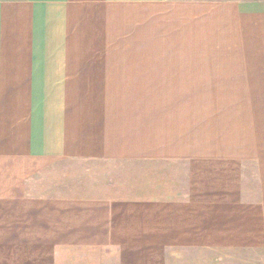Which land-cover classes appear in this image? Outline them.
Returning a JSON list of instances; mask_svg holds the SVG:
<instances>
[{"label":"crops","instance_id":"0c3cea01","mask_svg":"<svg viewBox=\"0 0 264 264\" xmlns=\"http://www.w3.org/2000/svg\"><path fill=\"white\" fill-rule=\"evenodd\" d=\"M0 264H264V0H0Z\"/></svg>","mask_w":264,"mask_h":264},{"label":"rangeland","instance_id":"374dc122","mask_svg":"<svg viewBox=\"0 0 264 264\" xmlns=\"http://www.w3.org/2000/svg\"><path fill=\"white\" fill-rule=\"evenodd\" d=\"M209 78L213 79L209 84L200 83L193 86H216V78ZM103 95V102H219L216 89L107 91L103 92Z\"/></svg>","mask_w":264,"mask_h":264}]
</instances>
